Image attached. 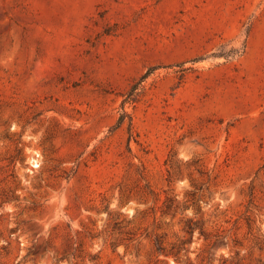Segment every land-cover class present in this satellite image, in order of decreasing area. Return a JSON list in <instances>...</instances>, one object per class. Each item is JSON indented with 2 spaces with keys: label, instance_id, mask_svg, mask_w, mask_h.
<instances>
[{
  "label": "rangeland",
  "instance_id": "rangeland-1",
  "mask_svg": "<svg viewBox=\"0 0 264 264\" xmlns=\"http://www.w3.org/2000/svg\"><path fill=\"white\" fill-rule=\"evenodd\" d=\"M0 264H264V0H0Z\"/></svg>",
  "mask_w": 264,
  "mask_h": 264
},
{
  "label": "trees",
  "instance_id": "trees-1",
  "mask_svg": "<svg viewBox=\"0 0 264 264\" xmlns=\"http://www.w3.org/2000/svg\"><path fill=\"white\" fill-rule=\"evenodd\" d=\"M127 115L126 111H123L122 115L119 117L118 119V125H121V123L123 122L124 117ZM161 252V250H160Z\"/></svg>",
  "mask_w": 264,
  "mask_h": 264
}]
</instances>
